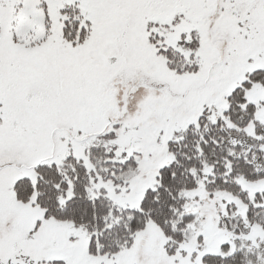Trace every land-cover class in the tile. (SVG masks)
<instances>
[{
	"label": "snow or ice",
	"instance_id": "6c2138e0",
	"mask_svg": "<svg viewBox=\"0 0 264 264\" xmlns=\"http://www.w3.org/2000/svg\"><path fill=\"white\" fill-rule=\"evenodd\" d=\"M0 264H264V0H0Z\"/></svg>",
	"mask_w": 264,
	"mask_h": 264
}]
</instances>
